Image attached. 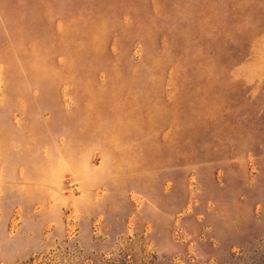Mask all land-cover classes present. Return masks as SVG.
Wrapping results in <instances>:
<instances>
[{"label":"rangeland","instance_id":"rangeland-1","mask_svg":"<svg viewBox=\"0 0 264 264\" xmlns=\"http://www.w3.org/2000/svg\"><path fill=\"white\" fill-rule=\"evenodd\" d=\"M0 264H264V0H0Z\"/></svg>","mask_w":264,"mask_h":264}]
</instances>
